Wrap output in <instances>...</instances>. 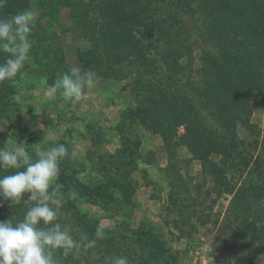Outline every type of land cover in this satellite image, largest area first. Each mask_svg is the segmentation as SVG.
Masks as SVG:
<instances>
[{"label":"rangeland","instance_id":"1","mask_svg":"<svg viewBox=\"0 0 264 264\" xmlns=\"http://www.w3.org/2000/svg\"><path fill=\"white\" fill-rule=\"evenodd\" d=\"M36 1L39 6L32 37L38 29L46 34L47 45L63 48L67 68L64 72L72 67L92 69L83 62L85 50L91 44L84 26L90 20L97 30L94 19L97 8L88 6L89 0ZM114 1L131 9L126 23L118 20L99 36L111 53L109 65L114 66L116 76L96 71L99 77L96 86L74 107L59 90L52 98H44L45 91L51 92V86L60 77L52 74L58 67L56 71L47 68L57 65L52 60L56 53L47 55L48 60L31 55L29 64L11 80L14 93L0 99V136L4 147L12 150L17 143H25L33 159L37 150L46 151L61 143L69 153L73 150L78 153L75 159L69 155L60 161L56 184L66 203L57 222L71 231L81 247L68 257L60 251L55 256L60 264H106L114 255L128 257L129 264H243L235 255L239 243L229 229L228 209L233 194L217 196L213 192L215 181L212 175L204 174L197 149L204 147L210 159L217 162L224 154L231 157L233 139L230 128L223 127L222 117L232 115L231 119L237 118L232 123L244 141L238 156L248 158L250 152L254 160L259 158L264 163V105L252 106L250 122L261 130L252 135L230 106L228 98H234L236 92L228 87L225 94L219 95L218 89L212 88L216 106L210 107L211 113L199 108V117L183 114V122L177 124L180 121L177 117L182 114L171 103L162 101V91L156 89L167 85V79L159 80L162 74L169 83L172 79L165 69L166 59L161 57L163 54L170 59V47H164L167 40L160 44L156 35L147 40L140 35V40L137 32L133 38L125 39L132 15L138 14V21L153 15L159 22L175 17L177 24L173 31L181 34L179 44L175 45L179 55L177 66L194 76L205 56L214 53L198 34V26H211V20L212 26L224 29L225 17L232 13L214 21L211 16L206 19L207 12L212 11L211 7L222 9L225 2L235 0H214L211 7L206 0H197L202 6L195 15L181 8L182 0ZM236 2L240 16L245 15L255 23L258 18L260 26H264V0ZM159 22L157 30H164L168 36L170 27ZM141 50L155 68L149 72L145 69L142 78L150 92L138 93L134 87L141 78L133 61H138ZM230 81L237 89V79ZM5 171V174L15 172ZM229 177L233 180L237 174L230 170ZM73 190L78 195L70 199L68 194ZM0 203L3 204L0 221L23 218L26 211L23 204L13 206L2 200ZM75 208L84 223L79 221ZM97 226L103 228L104 239L94 249L83 250L82 242L93 238Z\"/></svg>","mask_w":264,"mask_h":264},{"label":"trees","instance_id":"2","mask_svg":"<svg viewBox=\"0 0 264 264\" xmlns=\"http://www.w3.org/2000/svg\"><path fill=\"white\" fill-rule=\"evenodd\" d=\"M182 1L181 8L183 10L187 8L194 15L196 12H201L202 5L199 1ZM6 2L5 8H0V17L3 18L14 15L24 9H36L39 6L36 0H6ZM206 2L210 7L211 4H214V0H206ZM228 2L222 5V9L211 7L212 11L207 12L208 17H206L208 19L211 16L210 18L215 21L218 16L223 18V15L232 13L225 17L227 24L224 29L220 31L216 25L212 26L211 20L209 22L211 26H206V28L201 27V25L198 26V34L212 47L214 53L205 56L202 61V67L197 70V73L195 72L194 76L191 72L189 74L183 72L184 67L180 68L177 66L179 55L175 45L179 44L181 34L178 30L173 31L175 24H177L175 17L172 16V18L169 17L159 22L158 18H154L153 15L152 17H145V19L141 18L143 21H138V14L132 15L131 17L133 18H129L130 21L128 19L130 22L128 27L130 32L125 35V39H129V36L133 38V34L136 36L135 32H137L139 39L140 35L146 40L150 39L151 35H156L158 38L156 40L160 44L164 42V39L167 40L164 42V47H170L168 56L170 59L164 57L163 54L161 57L166 59L164 65L166 71L170 72L172 77L170 79L171 84L167 76L162 74L163 76L159 80L165 82L167 79V85L162 88L157 87L156 89L162 91V101L165 100L164 102L167 105L171 103L182 114L179 117L176 116L180 120L176 122L177 124L183 122L181 121L183 114L191 113V116L194 114L199 117V108H205L204 110L211 113L210 107L216 106V101L211 96V89H218L219 95H222V93L225 94L227 92L229 87L236 92L234 98H228L231 102L230 106L235 110L234 114L241 120L242 125L251 131L252 135H255L261 133V130L256 129L255 125L250 122L252 106L253 104L264 105V26H260L258 18L255 20L259 26L254 21L248 20L245 15L240 16L236 0L231 3ZM89 5L91 8H97V14L94 16V19L99 32L95 29V25L88 20L86 26H84V33L91 44L85 50L83 62L87 68L93 67L91 70H95V72L104 71L108 75L116 76L117 74L113 70L114 66L109 65V61L112 58L111 53L106 47V43L100 41L99 36L100 32L118 20L126 23L124 20L130 17L131 9L122 2L114 0H89ZM168 12L170 10H167ZM156 21L170 27L168 36L165 35L164 30H157ZM126 30L127 28L125 32ZM32 38L35 40L32 50L35 51H31V55L37 56L38 60L40 57L48 60L50 59V55L56 53L57 56L52 60L58 62L57 65L50 67L46 64L49 70L56 71L55 69L58 67L57 71L52 73L53 76L56 74L57 76L61 75L67 70L63 48L54 49L47 45L46 34L43 31L39 32L38 29ZM138 53L140 55L137 59L138 61L135 60L133 63L140 73L141 82L137 80L136 87L134 88L138 93L146 92L147 90L150 92L142 78L145 77V69L149 72V70H153L155 67L151 65V61H147L148 58L145 53H142V50ZM176 54L177 57H175ZM3 58L4 54L0 53V61ZM48 62L50 63V61H46L45 63ZM114 62L117 63V61ZM51 64L53 63L51 62ZM156 68H158L157 64ZM174 76H176V79ZM232 79H237V89L235 85L230 84V80ZM174 83L177 85L180 83V85L175 87L173 86ZM153 87L155 88V86ZM172 87L176 89L173 93L174 95L171 93ZM13 93L14 86L11 81L0 83V99L5 96H11ZM251 97L254 98V102L251 101ZM214 118L216 120L215 116ZM222 118L223 127L230 128L231 138L233 139L232 156L230 157L231 154L229 156L224 154L222 159L217 162L210 159V153L204 147H199L197 151L201 154L199 158L202 161L204 174L212 175L215 181L212 188L213 192L217 196H222L225 193L233 194L228 209V222L232 238L239 243V246L234 250L235 255L243 264H254L261 255H264V207L260 206V201L264 200V163L259 158L254 160L250 152L248 153L250 156L248 158L242 159L238 156L239 149L244 145V141L240 139L237 126L232 123L237 118L235 116L231 119L232 115H226V119ZM231 124L234 126L231 127ZM3 143L4 139L0 136V148L4 147ZM8 170L9 173H11V170L13 172V169ZM230 170H233L237 174V177L233 180L229 177ZM14 171H17V169H14ZM1 172L0 170V176ZM5 172L7 171L3 170V175H5ZM71 206L74 208L73 205ZM75 214L79 217V221L84 223L76 208Z\"/></svg>","mask_w":264,"mask_h":264},{"label":"clouds","instance_id":"3","mask_svg":"<svg viewBox=\"0 0 264 264\" xmlns=\"http://www.w3.org/2000/svg\"><path fill=\"white\" fill-rule=\"evenodd\" d=\"M5 2L0 0V7ZM35 20V8L0 17V53L4 54L0 61V83L13 80L30 61L35 44L32 38ZM98 80L95 71L72 67L60 75L51 92L45 91L44 98H52L59 90L63 99L75 107ZM69 155L75 159L78 153L75 150L69 153L62 143L46 151L37 150L35 159L26 150L25 143H17L12 150L0 148V170L17 169L0 176V200L10 201L13 206L23 204L26 208L22 219L0 221V264H60L55 256L57 251L64 257L80 251L81 245L71 231L57 222L66 200L56 180L60 161ZM77 195L73 190L68 198L75 199ZM260 206L264 207V200ZM104 236L103 228L97 226L93 238L82 242L83 250L94 249ZM106 264H129V259L114 255ZM257 264H264V255Z\"/></svg>","mask_w":264,"mask_h":264}]
</instances>
